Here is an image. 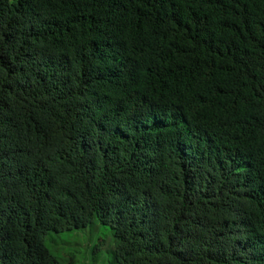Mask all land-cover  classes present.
<instances>
[{"label":"trees","instance_id":"obj_1","mask_svg":"<svg viewBox=\"0 0 264 264\" xmlns=\"http://www.w3.org/2000/svg\"><path fill=\"white\" fill-rule=\"evenodd\" d=\"M98 225L111 264H264V0H0V264Z\"/></svg>","mask_w":264,"mask_h":264},{"label":"rangeland","instance_id":"obj_2","mask_svg":"<svg viewBox=\"0 0 264 264\" xmlns=\"http://www.w3.org/2000/svg\"><path fill=\"white\" fill-rule=\"evenodd\" d=\"M95 228L96 231H94V228L88 227L87 229L69 233L54 234L55 242L52 244L47 241V246L50 250L54 248V251L56 248L61 247L62 251L66 250L69 254V258L70 254L73 253L72 250L77 251L78 264H111L108 257L111 249L107 248L95 251L93 247L96 246L97 242L104 241L106 238H108L110 246H112L114 244L112 239L114 235L109 226L98 225ZM59 253L63 256L61 264H69L70 259L66 258L60 251ZM95 253L97 254L95 255Z\"/></svg>","mask_w":264,"mask_h":264}]
</instances>
